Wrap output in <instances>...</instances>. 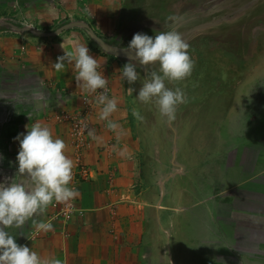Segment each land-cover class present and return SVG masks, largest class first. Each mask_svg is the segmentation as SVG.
Wrapping results in <instances>:
<instances>
[{"label":"crops","instance_id":"0c3cea01","mask_svg":"<svg viewBox=\"0 0 264 264\" xmlns=\"http://www.w3.org/2000/svg\"><path fill=\"white\" fill-rule=\"evenodd\" d=\"M9 1L6 13L26 18L34 29L0 35V93L14 101L12 108L0 104V128L15 129L13 135H0V145L7 144L5 149L0 146V181L12 178L27 184L16 174L19 143L14 137L41 123L53 138L65 142V154L73 160L72 185L79 195L71 202L80 211L64 224L50 204L43 214L14 227L18 243L61 264H264V167L250 169L247 176L243 168L236 171L235 163L233 172L229 170L227 161L236 160L237 151L224 138L213 142V124L202 121L198 106L188 102L194 90H182L186 103L177 107L169 123L154 102H141L127 91L132 88L122 79L127 58L101 54L76 29L51 37L39 33L62 19L85 16L92 31L119 42L125 38L116 33L126 23L127 0ZM145 10L136 14H148ZM80 45H87L96 58L117 107L107 124L91 119L95 138L89 136L88 147L75 151L70 125L60 114L80 109L81 95L90 93L75 80L74 59L69 58ZM64 53V67L58 71L52 64ZM19 74L32 76L41 88L51 86L44 89V101L35 97L38 88L30 90V84L17 81ZM10 76L12 86H7ZM53 99L61 102L59 107ZM25 100L30 109L22 107ZM129 104L135 106L130 114ZM96 107L101 112L103 106ZM181 112L186 118L179 119ZM109 121L117 127L110 128ZM81 167L90 170L89 180L78 176ZM102 212L107 214L103 220L98 217ZM33 219L51 222L53 230L37 229Z\"/></svg>","mask_w":264,"mask_h":264},{"label":"rangeland","instance_id":"374dc122","mask_svg":"<svg viewBox=\"0 0 264 264\" xmlns=\"http://www.w3.org/2000/svg\"><path fill=\"white\" fill-rule=\"evenodd\" d=\"M9 2V0H0V35H16L18 34L16 32L32 27L26 18L22 19L6 13L11 6ZM138 2L139 0H127L124 6L129 14L123 17L126 23L122 25V31L116 33L118 38L124 36V39L119 42L108 41L107 36L103 37L101 33H94L107 45L113 46L115 42L118 48L120 46L124 47L120 49H125L137 32L151 36L156 31L170 29L178 31L189 45L187 51L193 61V69L191 74L182 81L166 80V86L172 89L179 87L182 90L188 88L194 90L195 96L190 97L188 102L191 106H198L197 115L202 121L208 120L213 124L210 128L213 142L217 143L219 137L224 138L229 146L232 145V148L237 151V159L227 161L229 170L233 172L235 168L231 166L235 163L236 171L238 168H243L247 176L252 172L249 171L250 169L253 168L256 171L255 168L264 167V0H154L153 2L143 0L141 5ZM142 8H145L144 13L148 14L141 16L136 14ZM88 19L85 16H76L70 21L62 19L61 22L45 26L42 28L43 33L41 31L39 33L51 37L65 30L76 29L75 31L89 36L85 27L64 28L73 23H86L90 27ZM87 39L90 40L91 37ZM91 43L98 46L94 41ZM97 49L105 56L110 55L100 46ZM157 69L158 66L155 64L139 66L137 71L140 73V78L134 84H130L132 88L138 91L142 86L143 70L151 73ZM206 70L207 73H205ZM9 78L11 83L7 86H12L13 77ZM17 81L30 84V90L38 88L40 94L35 95L38 102L44 101V91L51 89V86L45 84H42L43 88H41L39 82L27 74H19ZM106 81L110 95L109 83L107 79ZM2 93L3 91L0 93V104L12 108L13 99L2 97ZM91 95L93 92L81 95L83 97L80 109L85 99H87L86 102L89 99L92 100L93 104L86 111L89 121L91 122L94 118L99 125L107 124V119H100L101 112H95L96 106L100 104L95 103ZM58 100H54V106H60L61 102ZM129 105L128 113L130 114L135 106ZM22 107L27 110L32 106L29 100H25ZM185 115V112L179 113V119L186 118ZM54 118L58 120L57 113L54 114ZM222 120L227 124L222 126ZM12 131H15L13 127L5 126L0 128V135L7 137V134H14ZM6 141L9 142V140ZM0 146L7 148V144ZM232 176L233 174L230 173V177ZM87 179L90 178H84V180ZM106 215L102 212L98 214V217L101 216L103 220ZM8 230L17 235L14 227ZM16 242H19L17 236Z\"/></svg>","mask_w":264,"mask_h":264},{"label":"clouds","instance_id":"9594fccd","mask_svg":"<svg viewBox=\"0 0 264 264\" xmlns=\"http://www.w3.org/2000/svg\"><path fill=\"white\" fill-rule=\"evenodd\" d=\"M188 48L189 45L182 35L170 29L156 31L151 36L137 32L125 49L128 55L127 62L122 67V79L128 84H134L140 78L136 62L144 66L153 64L158 66L157 70L144 75V82L138 91L131 87L127 91L136 92V97L141 102H154L160 115L169 123L175 120L177 107L186 103V96L179 87L175 89L167 87L165 81H182L191 74L193 61L188 54ZM69 58L74 59L75 80L82 88L93 93H97L98 89L102 90L97 93L96 101L103 106L100 119H107L116 110L117 104L107 94V81L103 73L98 71L96 58L90 54L87 45L76 47L74 54H69ZM65 59V53L57 57L56 62L52 64L53 67L61 70ZM77 111L71 113L64 111L60 114V119L68 122L63 116ZM81 125L82 130L88 133L87 138L89 136L95 138L94 131L89 129L86 123L81 121ZM108 126L117 127L111 121ZM70 135L72 136L71 126ZM14 140L19 143L15 158L16 174L25 177L27 184L14 182L12 178L0 181V264H61L59 259L41 258L31 247L17 243V235L8 229L19 227L30 218L43 214L50 204L56 215L57 204L71 202L79 195L77 188L72 185L73 160L65 154V142L61 138H53L49 127L41 123L26 126V131L18 134ZM73 142L75 145L74 137ZM87 145L86 140L81 148ZM81 148L77 149L75 146V151ZM82 169L89 172L87 178L92 177L88 168L81 167L78 176L82 180H84ZM54 203H57L56 206ZM71 203L75 211L68 221L79 211L75 204ZM56 216L62 223L68 222ZM33 223L39 230H53L51 222L43 220L37 222L33 219Z\"/></svg>","mask_w":264,"mask_h":264},{"label":"built area","instance_id":"2783aa9c","mask_svg":"<svg viewBox=\"0 0 264 264\" xmlns=\"http://www.w3.org/2000/svg\"><path fill=\"white\" fill-rule=\"evenodd\" d=\"M107 90H108L107 94L109 95V88L108 87H107ZM100 91H102V90L98 89L97 93ZM97 93H93V95H91V98L93 99V101H95V103H97V101H96ZM86 100L87 99H85L82 102V107L77 112L63 116V118L68 120V122L70 123L71 133H72V136L74 137V140L76 142L75 146L77 149H80L81 147L84 146L86 138L88 136L87 131L82 130L81 121L86 123L88 128L90 129L89 115L86 114V111H87L88 107H90L93 104V102L90 99L88 100V102H86ZM81 174H82L83 178H85V177H88L89 172L85 169H82ZM56 204L54 203V206H56ZM57 205L58 206L55 207V208H57V214L56 215L60 216L64 221H68L75 211L73 204L68 201V202H65L63 204H60V205L57 204Z\"/></svg>","mask_w":264,"mask_h":264},{"label":"water","instance_id":"95a60500","mask_svg":"<svg viewBox=\"0 0 264 264\" xmlns=\"http://www.w3.org/2000/svg\"><path fill=\"white\" fill-rule=\"evenodd\" d=\"M73 26L85 27L88 30V34L91 37V39L98 46H100L102 50H104L105 52L109 53L110 55H113V56H116V57H121V58H127L126 55H128V54L125 53V49H120V48H117V47H114V46L107 45L105 42H103L101 40L100 37H98L94 33V31L91 30V28L86 23H78V24L73 23V24L66 25L64 28H69V27H73ZM64 28H62V29H64Z\"/></svg>","mask_w":264,"mask_h":264}]
</instances>
